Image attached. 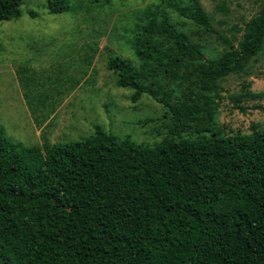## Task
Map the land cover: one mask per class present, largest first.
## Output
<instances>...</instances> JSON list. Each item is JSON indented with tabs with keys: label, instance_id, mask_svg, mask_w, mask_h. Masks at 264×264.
Masks as SVG:
<instances>
[{
	"label": "trees",
	"instance_id": "obj_1",
	"mask_svg": "<svg viewBox=\"0 0 264 264\" xmlns=\"http://www.w3.org/2000/svg\"><path fill=\"white\" fill-rule=\"evenodd\" d=\"M22 3L0 0V20ZM170 4L211 29L197 0ZM153 14L133 33L140 65L109 56L107 68L133 102H159L166 133L149 145L95 124L41 149L0 127V264H264V127L225 134L215 120L222 81L264 49V0L210 56Z\"/></svg>",
	"mask_w": 264,
	"mask_h": 264
},
{
	"label": "rangeland",
	"instance_id": "obj_2",
	"mask_svg": "<svg viewBox=\"0 0 264 264\" xmlns=\"http://www.w3.org/2000/svg\"><path fill=\"white\" fill-rule=\"evenodd\" d=\"M69 1L67 10L51 13L45 0H23L17 18L0 20V127L22 146L83 140L95 124L136 143L158 142L169 122L164 109L148 93L133 102L132 90L118 86L107 68L109 56L138 67L133 33L153 12L210 56L240 35L235 27L257 12L260 0H197L210 16V30L180 15L170 0ZM176 1L185 6L192 0ZM222 86L215 120L225 134L264 127V109L257 107H264V49Z\"/></svg>",
	"mask_w": 264,
	"mask_h": 264
}]
</instances>
